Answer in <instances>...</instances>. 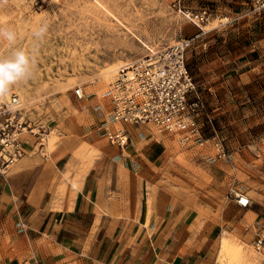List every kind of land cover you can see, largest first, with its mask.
Masks as SVG:
<instances>
[{"label": "rangeland", "instance_id": "obj_1", "mask_svg": "<svg viewBox=\"0 0 264 264\" xmlns=\"http://www.w3.org/2000/svg\"><path fill=\"white\" fill-rule=\"evenodd\" d=\"M186 10H206L208 18L195 23ZM0 21L17 33L14 44L0 39V58L23 49L34 61L32 76L1 99L17 94L36 132L24 134L27 152L0 172V264L16 258L27 264L24 257L61 231L48 225L55 214L28 203V185L41 173L59 207L95 164L121 179L135 174L149 211L157 198L196 214V230L209 234L192 246L203 264H264V8L255 0H8ZM182 36L194 37L186 62L195 82L190 96L204 103L205 141L184 142L151 124H130L127 145L110 143L100 126L118 67ZM110 67L114 74L104 80ZM39 135L41 153L35 150ZM10 187L21 195H8ZM238 194L249 203L239 204ZM62 233L77 235L67 228ZM39 236L42 245L33 242ZM65 247L58 264H82L78 260L91 255L87 243ZM131 257L127 251L120 264Z\"/></svg>", "mask_w": 264, "mask_h": 264}, {"label": "crops", "instance_id": "obj_2", "mask_svg": "<svg viewBox=\"0 0 264 264\" xmlns=\"http://www.w3.org/2000/svg\"><path fill=\"white\" fill-rule=\"evenodd\" d=\"M127 129L129 132L130 129L133 130L130 125H127ZM119 159L125 168L126 158ZM130 164L132 162L127 163V166L132 169ZM97 165L79 180L72 197L66 191L59 207L53 206L55 196L50 197L46 180L40 178L41 173L32 185H28V191L24 192L28 203L39 207V210L47 208L46 213L55 214L54 220H50L48 225L55 231L59 227L61 231H56V236L52 235L45 246L39 247L36 255L24 257L22 260L25 263L58 264L56 256L64 251L66 245L76 242L87 243L89 253L91 252L86 260L83 257L78 260L82 264H120L127 251L132 256L130 264L204 263L192 246L204 244L209 234L206 230H196L199 227L196 214L177 209V204L170 206V199L160 201L157 198L149 211L147 195L139 187L135 174L130 172V178L121 179L103 173ZM29 179L28 177L27 180ZM15 192L16 189L10 187L7 194L14 197L18 193ZM66 228L77 235L62 236ZM76 230L85 232L86 235L81 237ZM146 232L149 237L145 235ZM42 241V236L33 239L36 245H42ZM137 245L139 247L135 248ZM11 264H21V261L16 258Z\"/></svg>", "mask_w": 264, "mask_h": 264}, {"label": "built area", "instance_id": "obj_3", "mask_svg": "<svg viewBox=\"0 0 264 264\" xmlns=\"http://www.w3.org/2000/svg\"><path fill=\"white\" fill-rule=\"evenodd\" d=\"M259 9L264 0H255ZM189 18L200 23L208 18L206 10H186ZM194 37L182 36L172 44L121 64L107 91L108 113L100 129L110 143L123 148L130 140L127 125L151 124L158 130L177 133L184 142L202 144L199 117L204 103L198 95L191 97L195 82L186 62ZM77 97H83L81 88H75ZM36 133L27 120L19 96L11 93L0 98V172L9 167L27 151L24 134ZM35 150L41 153L43 137H37ZM245 206L249 198H238Z\"/></svg>", "mask_w": 264, "mask_h": 264}, {"label": "clouds", "instance_id": "obj_4", "mask_svg": "<svg viewBox=\"0 0 264 264\" xmlns=\"http://www.w3.org/2000/svg\"><path fill=\"white\" fill-rule=\"evenodd\" d=\"M7 2L8 0H0V6ZM45 31L46 27H42L35 35L41 36ZM0 39L6 40L9 44H14L17 39V33L11 27H4L2 21H0ZM32 64L34 61L23 49L15 50L7 58H0V98L9 93L11 85L32 76Z\"/></svg>", "mask_w": 264, "mask_h": 264}, {"label": "bare ground", "instance_id": "obj_5", "mask_svg": "<svg viewBox=\"0 0 264 264\" xmlns=\"http://www.w3.org/2000/svg\"><path fill=\"white\" fill-rule=\"evenodd\" d=\"M114 71H115V67H110V68H108L107 70H106V72H104V73H106L105 74V79L104 80H110V78H112V76H113V74H114ZM106 82V81H105ZM240 197H245V195H243V194H238V198H240ZM223 239H224V237H223ZM226 240V239H225ZM228 241V240H227Z\"/></svg>", "mask_w": 264, "mask_h": 264}]
</instances>
